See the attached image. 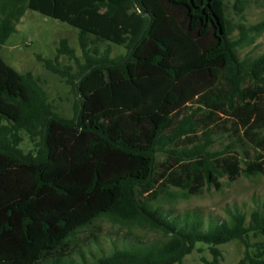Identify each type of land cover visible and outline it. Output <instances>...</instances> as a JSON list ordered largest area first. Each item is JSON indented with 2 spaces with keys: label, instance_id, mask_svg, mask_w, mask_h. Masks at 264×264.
<instances>
[{
  "label": "trees",
  "instance_id": "16d2710c",
  "mask_svg": "<svg viewBox=\"0 0 264 264\" xmlns=\"http://www.w3.org/2000/svg\"><path fill=\"white\" fill-rule=\"evenodd\" d=\"M249 1L0 0V264H186L200 245L205 264H224L220 246L232 240L245 246L236 264H264V200L249 217L235 209L208 226L153 206L171 187L186 197L264 175V51L240 55L264 21L236 24L228 9L243 17ZM28 9L79 29L83 62L66 37L53 59L37 55L75 92L72 117L1 54ZM104 217L161 237L89 260L77 235Z\"/></svg>",
  "mask_w": 264,
  "mask_h": 264
},
{
  "label": "rangeland",
  "instance_id": "374dc122",
  "mask_svg": "<svg viewBox=\"0 0 264 264\" xmlns=\"http://www.w3.org/2000/svg\"><path fill=\"white\" fill-rule=\"evenodd\" d=\"M229 15L236 24L244 22L248 25L264 21V2L260 0H250L243 13V17L229 3ZM238 32L236 31L235 34ZM79 29L61 20L45 16L42 13L28 9L21 21L17 24L16 31L9 40L3 45L1 54L4 59L20 72H33L40 78L41 84L46 89L49 100L55 106V110L66 117H72L75 113V102L77 96L72 88L67 85L64 78L45 68L43 63L38 60L37 55L53 59L57 54L60 40L68 38L69 44L76 50L81 62L84 61L82 50L79 45ZM110 45L111 57H119L126 54L123 46L116 44L102 43L99 47L103 52ZM264 51V32L261 33L254 43L240 50V55H257ZM61 66H70L75 73L79 65L68 56L60 58ZM218 136V135H216ZM221 138L214 144L213 148L221 147ZM21 147L25 151L32 148L28 136L24 135ZM165 155L158 154L159 168L163 165ZM163 167V166H162ZM223 187L220 190L215 188L205 189L200 195L184 196L180 190L171 187L167 196L153 203V206H160L164 210L172 211L173 215H181L185 212L198 213L204 220V226H208L211 220L229 219V212L235 209L245 212L248 217L252 209L261 205L264 200V175L241 176L236 181L229 182L227 178L221 180ZM175 196L176 198H173ZM99 236L98 242L90 237L91 232ZM161 235L156 231L140 229L137 227L129 228L119 224H113L108 218L96 220L92 227L85 228L77 235V242L87 240L82 244L86 257L92 260V254L110 252L118 243L122 245L128 241L150 242ZM261 239V238H259ZM253 241L257 240L255 238ZM202 250L196 249L193 253L186 256V264H205L201 257L211 259L209 249L205 245H200ZM223 252L224 264H236L243 256L245 246L239 240H232L220 246ZM76 263H81L82 259L78 254L73 255Z\"/></svg>",
  "mask_w": 264,
  "mask_h": 264
}]
</instances>
